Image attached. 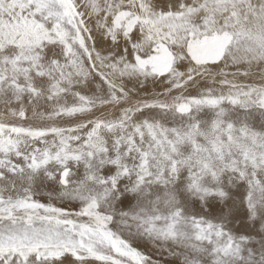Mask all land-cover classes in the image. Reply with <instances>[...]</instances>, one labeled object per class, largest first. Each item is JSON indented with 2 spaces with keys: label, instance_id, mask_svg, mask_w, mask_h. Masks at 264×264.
Returning a JSON list of instances; mask_svg holds the SVG:
<instances>
[{
  "label": "snow or ice",
  "instance_id": "obj_1",
  "mask_svg": "<svg viewBox=\"0 0 264 264\" xmlns=\"http://www.w3.org/2000/svg\"><path fill=\"white\" fill-rule=\"evenodd\" d=\"M0 264H264V0H0Z\"/></svg>",
  "mask_w": 264,
  "mask_h": 264
}]
</instances>
